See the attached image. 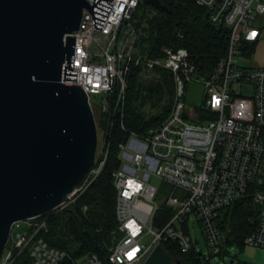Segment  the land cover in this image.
<instances>
[{"label":"built area","instance_id":"built-area-1","mask_svg":"<svg viewBox=\"0 0 264 264\" xmlns=\"http://www.w3.org/2000/svg\"><path fill=\"white\" fill-rule=\"evenodd\" d=\"M191 1L207 11L213 26L229 30L226 54L206 78L198 75L184 48L164 47L157 57L135 54L142 35L135 26L142 0H113L101 31L93 30L92 14L85 8L78 29L71 34L76 69L72 85L82 87L87 96L97 147L99 137L102 147L85 176L52 212L74 204L104 169L107 138L114 121L124 116L133 68H138L143 86L162 87V97L152 101L153 107H143L145 118L167 109L165 117L145 133L127 130L121 123L127 137L118 145L119 164L112 172L116 226L113 242L106 247L105 264H144L155 246L166 241L175 242L182 253L194 248L205 262L220 260L224 243L221 212L248 193L258 209V219L244 245L264 249V68L239 64L242 40L251 36L255 17L264 14V0ZM86 2L94 4V0ZM192 82L201 83L204 90L200 105L189 109L185 97ZM244 86L251 88L250 96L243 92ZM152 177L173 187L163 206L156 202ZM160 208L168 209L170 216L155 227ZM86 210L84 206L83 212ZM45 215L12 224L0 264H13L23 252L31 264H60L63 260L104 264L95 253L74 259L50 246L44 237L49 231ZM195 225L203 236L205 252L197 250V241L190 235ZM148 235L152 242L142 245L140 241Z\"/></svg>","mask_w":264,"mask_h":264},{"label":"water","instance_id":"water-1","mask_svg":"<svg viewBox=\"0 0 264 264\" xmlns=\"http://www.w3.org/2000/svg\"><path fill=\"white\" fill-rule=\"evenodd\" d=\"M112 2L0 0V257L12 224L58 208L94 162L96 125L82 87L72 85L71 34L85 8L93 30L101 31ZM142 4L167 11L159 0ZM203 90L199 82L189 84V109L200 105ZM235 253L232 248L230 256ZM144 264L180 261L157 245Z\"/></svg>","mask_w":264,"mask_h":264},{"label":"trees","instance_id":"trees-1","mask_svg":"<svg viewBox=\"0 0 264 264\" xmlns=\"http://www.w3.org/2000/svg\"><path fill=\"white\" fill-rule=\"evenodd\" d=\"M167 11H142L137 13L135 26L142 35L136 45L135 54L149 57L160 55L162 48H184L188 51L198 75L206 78L213 71L216 63L225 56L229 30L222 26H213L208 20L207 11L191 0H159ZM139 14V16H138ZM253 43L242 40V56H247ZM127 100L124 116L114 121L111 134L107 138L109 154L107 162L97 180L82 194L77 201L62 210L54 211L48 216L49 231L44 236L47 243L66 251L72 258L78 259L88 254L99 255L103 263L107 262L106 247L113 242L112 232L116 226L115 198L112 172L118 168V145L126 140L127 134L121 129V123L127 130L145 133L150 127L162 120L166 106L158 116L146 119L142 112L145 100L158 101L162 97L160 84L143 86L138 80V68H133L128 77ZM153 103H150L152 107ZM98 121V116H95ZM87 210L83 212V207ZM170 211L160 208L153 224L159 227L168 217ZM258 219V209L253 203L251 193L234 202L221 212L219 226L224 235L223 247L218 255L224 263L230 256V250L241 249L246 237L254 230ZM164 252L180 264H200L202 259L192 248L182 253L172 241L162 242ZM13 264H31L26 252L20 254ZM60 264H71L63 260ZM225 264V263H224Z\"/></svg>","mask_w":264,"mask_h":264},{"label":"crops","instance_id":"crops-1","mask_svg":"<svg viewBox=\"0 0 264 264\" xmlns=\"http://www.w3.org/2000/svg\"><path fill=\"white\" fill-rule=\"evenodd\" d=\"M246 40L253 43V48L247 56L239 60V64L245 68H264V14L255 17L252 34ZM242 90L246 96H250L249 86H244ZM233 264H264V249L244 245L236 251Z\"/></svg>","mask_w":264,"mask_h":264},{"label":"rangeland","instance_id":"rangeland-1","mask_svg":"<svg viewBox=\"0 0 264 264\" xmlns=\"http://www.w3.org/2000/svg\"><path fill=\"white\" fill-rule=\"evenodd\" d=\"M150 6H145V11L149 13V11L151 12V7ZM142 11L141 9H139V12ZM150 15V13H149ZM136 21V20H135ZM145 103L147 105H145L144 107H146L147 109L150 108V104L148 103H153L152 101L149 100H145ZM154 104V103H153ZM152 104V105H153ZM153 107V106H152ZM102 147V141H101V137H99V143H98V147L96 152L99 153ZM151 184L154 185L157 189V196H156V202L159 206H163L166 199L169 197V195L171 194V191L173 189L172 185H170L169 183L159 180L157 178L152 177L151 178ZM155 228V227H154ZM190 235L192 237V239H195L197 241L196 244V248L197 250H202V252H205V244H204V239L203 236L201 234L200 228L195 225L194 229L191 230L190 229ZM152 242V236L148 235L146 237H144L140 243L142 245L148 246L150 243ZM10 246V243L8 244V247ZM200 264H224L223 261L221 260H217V258H212L209 262H205L204 260L201 261Z\"/></svg>","mask_w":264,"mask_h":264}]
</instances>
